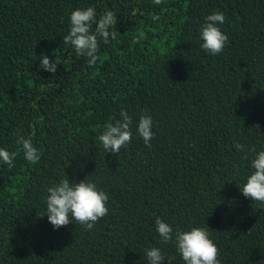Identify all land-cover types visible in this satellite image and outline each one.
I'll list each match as a JSON object with an SVG mask.
<instances>
[{
  "label": "trees",
  "instance_id": "obj_1",
  "mask_svg": "<svg viewBox=\"0 0 264 264\" xmlns=\"http://www.w3.org/2000/svg\"><path fill=\"white\" fill-rule=\"evenodd\" d=\"M87 7L117 19L92 68L63 40ZM217 10L229 43L212 56L200 30ZM43 55L60 60L55 74ZM122 108L133 136L113 154L98 137ZM145 114L151 148L137 133ZM16 133L33 138L38 163ZM0 148L16 153L14 167L0 161V264H148L153 246L184 264L157 217L174 232L208 228L221 264H264V203L240 189L264 150V0H0ZM67 176L109 195L90 231L48 221L46 190Z\"/></svg>",
  "mask_w": 264,
  "mask_h": 264
},
{
  "label": "clouds",
  "instance_id": "obj_2",
  "mask_svg": "<svg viewBox=\"0 0 264 264\" xmlns=\"http://www.w3.org/2000/svg\"><path fill=\"white\" fill-rule=\"evenodd\" d=\"M156 5H160L162 0H154ZM135 14V10L133 11ZM226 20V14L217 10L205 18V23L201 26L200 38L201 48L212 56L221 54L229 43L220 25ZM117 23L116 15L111 11H105L97 20V13L94 7L86 9H76L70 15V28L68 34L63 37L64 44L70 45L77 56L87 58V67L92 68L99 59V42L107 44L109 39L115 40L118 32L112 29ZM96 24L95 32L92 26ZM40 67L44 71L53 74L57 71V66L61 64L56 58L51 60L47 55L41 58ZM71 62V57H68ZM133 118L123 108L120 111V119L105 125L104 131L98 139L102 143L106 152L118 154L121 148L127 147L132 141ZM153 119L150 115H141L137 125V133L143 139L146 147L151 148V141L155 137L153 131ZM16 143L20 146L24 158L30 163H38L41 159V151L33 144V138L16 133ZM235 148L239 152L245 153L243 159H248V151L244 144L236 143ZM251 151L256 153V149ZM16 153L0 148V161L9 168L14 167ZM253 169L251 175L246 179V183L241 189L242 195L254 202L264 203V150L256 153L251 162ZM47 218L54 229L65 227L73 221L84 226L86 230H92L94 226L109 213L107 207L109 195L106 191L99 189L97 184L87 179L70 182L69 177L62 179L58 184L47 188ZM161 243H174L177 252L181 256L184 264H221L220 249L206 227H192L190 230L175 231L172 226L160 217L155 221ZM148 264H172L174 257H165L161 248L151 247L145 249Z\"/></svg>",
  "mask_w": 264,
  "mask_h": 264
}]
</instances>
